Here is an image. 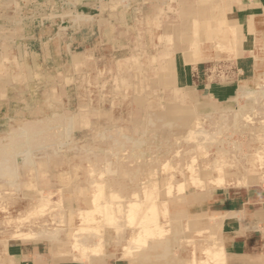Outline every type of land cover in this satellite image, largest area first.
<instances>
[{"label":"rangeland","instance_id":"374dc122","mask_svg":"<svg viewBox=\"0 0 264 264\" xmlns=\"http://www.w3.org/2000/svg\"><path fill=\"white\" fill-rule=\"evenodd\" d=\"M195 1L197 0H0V57L9 55L8 60L0 61L2 65L0 77L3 78H0L3 80V83L0 81V86L1 89L7 86L9 90V98H6L7 100L3 103L0 101V165L3 166H0V238L4 240L32 239L34 242H40L45 250L50 252L52 249L57 261L64 264H87V260L72 258L74 253L76 257L81 254L79 248L72 245L78 228H84V231L87 229L86 233L82 229L77 231V234L80 241L90 245L93 241L97 242V236L101 230L99 235L110 230L111 235L116 237L118 233H123L122 230H130L131 225L123 220L124 227L120 232H116L118 230L110 226L98 211L90 214L89 220L92 217L96 220L81 223L78 205L84 206L81 203L84 199L94 197L98 198V203H103L108 200L112 192L117 193L121 198H117L116 201L124 203L128 199L125 196H131L130 192L136 188L135 186L142 184V187L147 186V190L140 194L144 207L149 205L148 202H154L155 199L159 202L165 196L168 197L167 199L186 196L191 200L187 203L188 205H181V202L175 205L170 202L168 206L172 221L168 232L170 244L167 242V250L162 249V256L152 259V263L167 264L170 261L169 264H197L196 262L200 261L202 264L204 263L202 261L206 260L205 264L216 262L228 264L225 256L216 262L208 261L205 249L208 247L222 249L220 226L212 219L214 196L241 192L264 194V30H260L255 45L254 57L259 64L258 69L249 86L247 88L241 86L232 99L217 102L204 93L180 90L174 83L157 87L156 80L159 81L167 74L170 66H173L176 55L181 56L180 36L185 30L183 26L186 21L191 23L196 20L206 21V17L195 18V16L192 17L193 15L183 18L188 10L194 12L199 10V5ZM224 1L227 0H205L202 6L207 10L212 8L217 10V5L223 7L226 4ZM222 15L226 18V12ZM213 23L216 24L214 21ZM213 34L215 36L216 33ZM207 37L208 35L201 33L200 43L212 42L207 40ZM232 43L237 45L239 42L237 43L235 38ZM227 47L228 45L221 48H208V58L203 68L228 65L231 55L236 54V50L233 54ZM11 77L14 78L11 79ZM243 87L246 88L247 94L240 95ZM182 94L190 97L188 102L179 99ZM173 107L176 108L174 114L171 113ZM229 115H232L231 118ZM49 124L51 126H48ZM28 134L31 136L29 137ZM33 136L35 139L30 140L29 138ZM47 138H49L48 141ZM28 139L32 145L34 144L33 146ZM47 142H52L51 146ZM196 146L198 150H195ZM23 148L24 150H21ZM91 149H94V153ZM94 155L97 156L94 157ZM258 155L263 157L259 159ZM102 156H107V163L101 162ZM6 157L9 158L6 159ZM210 158L213 161L216 160L221 167L205 168ZM248 161L253 162L258 173L263 172L262 177L257 179L258 183H247L252 178L250 172L245 173L246 168L252 165V163L248 164ZM192 167L197 168L195 174L198 177V180L193 182L190 178ZM218 167L229 171L222 178V186L214 183L220 171ZM110 175L115 180L110 179ZM257 176L258 174L255 175ZM95 178L101 184L91 185ZM111 182H117L119 185L126 184L127 188L123 191L119 187L110 189ZM170 188L174 195L165 194ZM156 189L158 191H155ZM95 198L94 200L97 199ZM28 201L30 204L27 208ZM42 202L47 203L48 208ZM43 213L44 216L41 217ZM158 220L162 223L165 220L162 212L158 215ZM197 221L200 222L199 227L198 223L195 224ZM36 223H38L37 226ZM15 232L16 235L13 236ZM59 232L60 234H57ZM23 233H32L34 239L33 237L25 239ZM45 233L47 237L43 238ZM63 241L69 245L66 249L61 248ZM124 241L118 248L102 244L103 247H99L102 251L99 255L103 256L105 263L102 261L93 264H129V260L146 254L143 248L138 252L132 249L133 253H128L130 249L126 246L133 244H129L128 238Z\"/></svg>","mask_w":264,"mask_h":264},{"label":"bare ground","instance_id":"6f19581e","mask_svg":"<svg viewBox=\"0 0 264 264\" xmlns=\"http://www.w3.org/2000/svg\"><path fill=\"white\" fill-rule=\"evenodd\" d=\"M74 1V0H73ZM227 1H230V0H227ZM227 1H224V3L226 2V4L227 3H229V2H227ZM251 1V0H250ZM196 2V1H195ZM203 2H205V0H199L198 2H197V4L199 5L198 7H199V10L197 11V12H194V11H192V10H188L185 14H184V16H183V18H188V16L190 17V15H193L192 17H194L195 16V18H202V17H206V21L205 20H203V21H201V20H199V21H195V22H190L189 24H187V21H186V23H185V30H183V32H182V34H181V38H180V48H179V50L180 51H182L184 54H185V62H188V63H197V62H199V61H203V60H206L208 57L206 56V55H204V51H201L200 50V42L202 41L201 40V38H199L200 37V35H201V33H203L204 35H208V37H207V40H212V42H210L209 44H212V43H214V46H212L213 48H221V46H222V43L223 42H225V41H227V45H228V49L230 50L231 48H232V42L234 41V39L236 38L237 40H238V35H237V30H235V29H230L229 27H227V26H225V20H224V16L222 15L223 13H225V9H226V4L225 5H223V7H221L220 5H217L218 7H217V10H215V8H212V10H207V8H205V7H203L202 6V4H203ZM223 2V1H222ZM200 4H201V6H200ZM217 4V3H216ZM230 4V3H229ZM231 5V4H230ZM223 8V9H222ZM231 9V8H230ZM215 10V11H214ZM2 11V10H1ZM214 11V12H213ZM217 11V12H216ZM216 12V13H215ZM5 13H6V11H5ZM47 13V12H46ZM175 13H176V11H175ZM7 14H8V12H7ZM2 15V14H1ZM177 15V14H176ZM56 16V15H55ZM148 20V19H147ZM188 20V19H187ZM213 21L216 23V24H214L213 23ZM7 23V22H6ZM81 25V24H80ZM85 26V25H84ZM213 26H216V28H218L219 30H213ZM24 27V26H23ZM19 28V27H18ZM5 31H7L6 29H4ZM145 30V29H144ZM36 31H37V28H36ZM153 31V30H152ZM180 31V30H179ZM17 32V31H16ZM216 33L215 34V36H214V34L212 35V33ZM153 34V33H152ZM14 35V34H13ZM100 35V34H99ZM234 35V36H233ZM255 35V34H254ZM17 36V35H16ZM126 36V35H125ZM4 37V36H3ZM11 36H9V38H10ZM18 37V36H17ZM28 37V36H27ZM84 37V36H83ZM145 37V36H144ZM168 37V36H167ZM213 37H215L214 39H213ZM14 38V37H13ZM16 38V37H15ZM101 38V37H100ZM20 39V38H19ZM148 39V38H147ZM15 40V39H14ZM113 40V39H112ZM136 40V39H135ZM164 40V39H163ZM173 40V39H172ZM100 41V40H99ZM126 41V40H125ZM161 41V40H160ZM159 41V42H160ZM60 42V41H59ZM119 42H120V40H119ZM158 42V41H157ZM175 42V41H174ZM98 43V42H97ZM102 43V42H101ZM238 43V42H237ZM112 44V43H111ZM155 44V43H154ZM5 45V44H4ZM6 46H7V44H6ZM13 46V45H12ZM177 46V45H176ZM255 46V45H254ZM48 47V46H47ZM122 47V46H121ZM44 48V47H43ZM80 48V47H79ZM108 48V47H107ZM112 48H113V46H112ZM154 48V47H153ZM254 48V47H253ZM13 49V48H12ZM118 49V48H117ZM166 50V49H165ZM16 51V50H15ZM20 51V50H19ZM109 51V50H108ZM149 51V50H148ZM176 51V50H175ZM23 52V51H22ZM46 52V51H45ZM65 52V51H64ZM32 53V52H31ZM47 53V52H46ZM45 53V54H46ZM182 53V54H183ZM33 54V53H32ZM26 55V54H25ZM244 55H246V53L244 54ZM23 56V55H22ZM64 56V55H63ZM40 57V56H39ZM159 57V56H158ZM252 57V56H251ZM7 58H9V55H5V56H1L0 57V61H5V60H8ZM163 58V57H162ZM182 58H183V56H182ZM55 59V58H54ZM85 59V58H84ZM227 59H229V58H227ZM240 59V58H239ZM23 60V59H22ZM29 60V59H28ZM45 60H47V59H45ZM165 60V59H164ZM39 61V60H38ZM156 61V60H155ZM20 62V61H19ZM24 62V61H23ZM184 62V63H185ZM4 63V62H3ZM57 63V62H56ZM87 63V62H86ZM9 64H10V62H9ZM19 64V63H18ZM55 64V63H54ZM158 64V63H157ZM187 64V63H186ZM46 65V64H45ZM72 65V64H71ZM0 66H2V65H0ZM13 66V65H12ZM79 66V65H78ZM9 67V66H8ZM31 67H33V65L31 66ZM50 68V67H49ZM172 68V67H171ZM12 69V68H11ZM10 69V70H11ZM48 69V68H47ZM254 69V68H253ZM175 70V69H174ZM0 71H2V69H1V67H0ZM22 71V70H21ZM33 71V70H32ZM65 71V70H64ZM63 71V72H64ZM83 71V70H82ZM7 72H8V70H7ZM11 72V71H10ZM38 72V71H37ZM79 72V71H78ZM33 73H34V71H33ZM49 73V72H48ZM174 73V72H173ZM41 74V73H40ZM36 75V74H35ZM11 76V75H10ZM24 76H25V74H24ZM40 77H41V75H39ZM53 76V75H52ZM62 76V75H61ZM60 76V77H61ZM173 76V75H172ZM15 77V76H14ZM14 77H11V79L12 78H14ZM18 77V76H17ZM20 77V76H19ZM64 77V76H63ZM0 78H2V77H0ZM21 78V77H20ZM44 78V77H43ZM3 79V78H2ZM0 80L1 82L3 81V80ZM28 79V78H27ZM45 79V78H44ZM6 80V79H5ZM10 80V79H9ZM74 80V79H73ZM76 80V79H75ZM14 81V80H13ZM157 82L155 83V84H157V87H158V85H166L169 81H171V77L169 78V77H162L159 81L158 80H156ZM74 82V81H73ZM257 82V81H256ZM255 82V83H256ZM3 83V82H2ZM65 83V82H64ZM32 84V83H31ZM49 84V83H48ZM79 84V83H78ZM16 85V84H15ZM60 85V84H59ZM154 86V85H153ZM17 87V86H16ZM53 87H54V85H53ZM70 87V86H69ZM79 87V86H78ZM245 87V86H244ZM242 88V90L240 91V95H245V94H247V91H246V88ZM27 88V87H26ZM32 88V87H31ZM57 89V88H56ZM121 89V88H120ZM2 90L5 92V88H2ZM15 90V89H14ZM17 90V89H16ZM151 90V89H150ZM7 91H9V90H7ZM35 91V90H34ZM48 91V90H47ZM172 91V90H171ZM3 92V93H4ZM24 92V91H23ZM30 92V91H29ZM52 92V91H51ZM109 92V91H108ZM118 92V91H117ZM34 93V92H33ZM63 93V92H62ZM100 93H102V92H100ZM12 94V93H11ZM11 94H10V96H11ZM14 94H15V92H14ZM35 94V93H34ZM65 94H66V92H65ZM250 94V93H249ZM6 95V94H5ZM37 95V94H36ZM39 95V94H38ZM9 96V95H8ZM35 96V95H34ZM64 96V95H63ZM97 96V95H96ZM173 96V95H172ZM12 97V96H11ZM10 97V98H11ZM16 97V96H15ZM69 97V96H68ZM161 97V96H160ZM164 97V96H163ZM254 97V99H255V96H253ZM14 98V97H13ZM23 98V97H22ZM188 98H190V97H187V95H185V94H182V95H180V97H179V99L181 100V101H187L188 100ZM248 98V97H247ZM257 98V97H256ZM261 98V97H260ZM38 99V98H37ZM53 99V98H52ZM65 99V98H64ZM150 99V98H149ZM173 99V98H172ZM35 100V99H34ZM62 100H63V98H62ZM69 100V99H68ZM67 100V101H68ZM165 100V99H164ZM252 100H253V98H252ZM189 101V100H188ZM187 101V102H188ZM246 101V100H245ZM255 101V100H254ZM258 101V100H257ZM35 102V101H34ZM39 102V101H38ZM37 102V103H38ZM52 102H54V101H52ZM250 102V101H249ZM47 103V102H46ZM33 104V103H32ZM60 104V103H59ZM124 104V103H123ZM3 105V104H2ZM75 105V104H74ZM125 105V104H124ZM251 105V104H250ZM50 106V105H49ZM61 106V105H60ZM88 106V105H87ZM107 106V105H106ZM164 106V105H163ZM162 106V107H163ZM254 106V105H253ZM2 107V106H1ZM57 106H55V108H56ZM75 107H76V105H75ZM78 107V106H77ZM98 107V106H97ZM249 107V106H248ZM58 108V107H57ZM64 108V107H63ZM69 108H70V106H69ZM126 108V107H125ZM124 108V109H125ZM138 108V107H137ZM255 108V107H254ZM258 108H259V106H258ZM51 109V108H50ZM54 109V108H53ZM62 109V108H61ZM67 109V108H66ZM100 109V108H99ZM116 109V108H115ZM122 109H123V107H122ZM174 109H176V108H174L173 107V109H172V111H171V113L172 114H174L175 113V111L176 110H174ZM250 109V108H249ZM249 109H247V110H249ZM10 110V109H9ZM68 110V109H67ZM244 110H246V109H244ZM256 110V109H255ZM76 111V110H75ZM109 111V110H108ZM120 111V110H119ZM123 111V110H122ZM229 111V110H228ZM258 112H259V110H257ZM57 112H58V110H57ZM117 112V111H116ZM125 112V111H124ZM230 112V111H229ZM242 112V111H241ZM70 113H72V112H70ZM69 113V114H70ZM146 113V112H145ZM226 113H227V111H226ZM237 113V112H236ZM262 113H263V111H262ZM66 114V113H65ZM212 114V113H211ZM225 114V113H224ZM245 114H247V113H245ZM257 114V113H256ZM255 114V115H256ZM146 115H148V113L146 114ZM213 115V114H212ZM223 115V114H222ZM240 115V114H239ZM241 115H243V114H241ZM240 115V116H241ZM64 116V115H63ZM74 116V115H73ZM114 116V115H113ZM200 116H202L203 117V115H200ZM230 116V115H229ZM229 116H227V117H229ZM232 116V115H231ZM231 116H230V118H231ZM247 116V115H246ZM258 116V115H257ZM199 117V116H198ZM253 116H251V118H252ZM36 118V117H35ZM69 118V117H68ZM149 118V117H148ZM224 118V117H223ZM230 118H229V120H230ZM237 118H239V117H237ZM236 118V119H237ZM245 118H247V117H245ZM255 118V117H254ZM253 118V119H254ZM260 118H261V116H260ZM37 119V118H36ZM41 119V118H40ZM44 119V118H43ZM111 119V118H110ZM225 119V118H224ZM228 119V118H227ZM264 119V118H263ZM63 120H64V118H63ZM120 120V119H119ZM130 120V119H129ZM202 120V119H201ZM232 120V119H231ZM256 120V119H255ZM25 122V121H24ZM32 122V121H31ZM261 122V121H260ZM16 123V122H15ZM18 123V122H17ZM149 123V122H148ZM231 122H229V124H230ZM247 123H248V121H247ZM253 123V122H252ZM259 123V122H258ZM14 124V123H13ZM33 124V123H32ZM117 124V123H116ZM211 124V123H210ZM209 124V125H210ZM255 124H257V123H255ZM264 124V123H263ZM31 125V124H30ZM57 125V124H56ZM125 125V124H124ZM151 125V124H150ZM221 125V124H220ZM234 125V124H233ZM236 125V124H235ZM234 125V126H235ZM252 125V124H251ZM23 126V125H22ZM34 125H32V127H33ZM36 126V125H35ZM47 126V125H46ZM48 126H51L50 124L48 125ZM55 126V125H54ZM128 126V125H127ZM204 126V125H203ZM19 127V126H18ZM31 127V126H30ZM31 127V128H32ZM42 127H43V125H42ZM52 127H53V125H52ZM118 127V126H117ZM211 127V126H210ZM231 127V126H230ZM233 127V126H232ZM256 127H258V126H256ZM35 128H37V127H35ZM44 128V127H43ZM46 128V127H45ZM206 128V127H205ZM262 128V127H261ZM16 129V128H15ZM33 130H34V127L32 128ZM38 129H40V128H38ZM110 129V128H109ZM129 129V128H128ZM196 129V128H195ZM198 129V128H197ZM254 129V128H253ZM29 130V129H28ZM27 130V131H28ZM54 130V132H55V128L53 129ZM61 130V129H60ZM130 130H132V129H130ZM199 130V129H198ZM14 131H16V130H14ZM13 131V132H14ZM20 131H22V129L20 130ZM40 131V130H39ZM42 131V130H41ZM59 131V130H58ZM146 131H148V129L146 130ZM153 131V130H152ZM32 132V131H31ZM107 132V131H106ZM117 132V131H116ZM201 132V131H200ZM232 132V131H231ZM28 133V132H27ZM35 133V132H34ZM56 133V132H55ZM203 133V132H202ZM201 133V134H202ZM249 133V132H248ZM47 133H45V135H46ZM200 134V133H199ZM200 134V135H201ZM14 135V134H13ZM50 135H52V134H50ZM57 135V134H56ZM65 135V134H64ZM103 135V134H102ZM101 135V136H102ZM125 135H128V134H125ZM176 135V134H175ZM203 135V134H202ZM28 136L30 137L31 136V134H28ZM36 136V135H35ZM37 136H39V135H37ZM43 136V135H42ZM66 136V135H65ZM131 136V135H130ZM151 136H153V134L151 135ZM155 136V135H154ZM179 136V135H178ZM183 136V135H182ZM18 137H22V136H18ZM40 137V136H39ZM48 137V136H47ZM50 137V136H49ZM52 138L51 139H53V136H51ZM55 137V136H54ZM129 137V136H128ZM168 137V136H167ZM173 137H174V135H173ZM173 137H172V139H173ZM14 138H16V137H14ZM34 138V136L33 137H31V138H29L30 140L31 139H33ZM45 138V137H44ZM65 138V137H64ZM104 138V137H103ZM102 138V139H103ZM113 138V137H112ZM143 138V137H142ZM215 138V137H214ZM5 139H7V138H5ZM18 139V138H17ZM28 139V140H29ZM35 139V138H34ZM37 139V138H36ZM40 139H41V137H40ZM43 139V138H42ZM48 139L49 138H47V141H48ZM54 139H56V138H54ZM62 139H63V137H62ZM205 139H207V138H205ZM11 140V139H10ZM9 140V141H10ZM19 140H21V139H19ZM29 140V141H30ZM60 140V139H59ZM16 141V140H15ZM41 141V140H40ZM55 141V140H54ZM109 141V140H108ZM150 141V140H149ZM152 141H153V139H152ZM13 142V141H12ZM17 142V141H16ZM31 142V141H30ZM42 142V141H41ZM98 142V141H97ZM105 142V141H104ZM158 142V141H157ZM172 142V141H171ZM170 141H169V143H171ZM204 142V141H203ZM202 142V143H203ZM210 142V141H209ZM255 142V141H254ZM9 143V142H8ZM48 143V142H47ZM52 143V142H51ZM50 142L48 143L49 145L51 144ZM99 143V142H98ZM107 143V142H106ZM118 143V142H117ZM142 143V142H141ZM145 143V142H144ZM166 143H168L167 141H166ZM173 143V142H172ZM181 143H182V141H181ZM186 144H187V142H185ZM198 143H200V142H198ZM211 143V142H210ZM37 144H39V143H37ZM36 144V145H37ZM56 144V143H55ZM61 144V143H60ZM88 144V143H87ZM102 144V143H101ZM147 144V143H146ZM159 144V143H158ZM185 144V145H186ZM195 144V143H194ZM207 144V143H206ZM214 144V143H213ZM9 145V144H8ZM25 145V144H24ZM28 145V144H27ZM31 146H33L32 145V142H31V144H30ZM52 145H54V144H52ZM89 145H90V143H89ZM91 145H93V144H91ZM121 145V144H120ZM168 145V144H167ZM171 145V144H170ZM209 145V144H208ZM26 146V145H25ZM31 146H28V147H31ZM38 146V145H37ZM43 146V145H42ZM44 146H45V144H44ZM51 146V145H50ZM99 146V145H98ZM124 146V145H123ZM147 146H148V144H147ZM171 146H173V145H171ZM198 146V145H197ZM197 146H196V148H195V150L197 149ZM204 146V145H203ZM221 146V145H220ZM45 147H47V146H45ZM49 147V146H48ZM101 147V146H100ZM104 147V146H103ZM51 148V147H50ZM49 148V149H50ZM53 148H55V147H53ZM93 148V147H92ZM123 148V147H122ZM130 148H131V146H130ZM144 148V147H143ZM142 148V149H143ZM171 148V147H170ZM203 148H205V146L203 147ZM202 148V149H203ZM223 148V147H222ZM224 148H225V145H224ZM230 148V147H229ZM258 148V147H257ZM35 149V148H34ZM33 149V150H34ZM37 149V148H36ZM56 149V148H55ZM128 149V148H127ZM159 149V148H158ZM158 149H156L157 151H158ZM162 149H163V147H162ZM255 149V148H254ZM258 149H260V148H258ZM9 150H11V148L9 149ZM21 150H24V148L23 149H21ZM27 150V149H26ZM32 150V149H31ZM31 150H29V151H31ZM41 150V149H40ZM57 150V149H56ZM92 150V149H91ZM94 150V149H93ZM93 150H92V152H93ZM101 150V149H100ZM168 150V149H167ZM184 150V149H183ZM198 150V149H197ZM221 150V149H220ZM250 150V149H249ZM37 151H39V150H37ZM42 151V150H41ZM97 151V150H96ZM103 151V150H102ZM145 151H147V150H145ZM186 151V150H185ZM209 151V150H208ZM223 151V150H222ZM230 151V150H229ZM255 151V150H254ZM43 152V151H42ZM55 152V151H54ZM54 152H52V153H54ZM57 152V151H56ZM130 152V151H129ZM181 152V151H180ZM13 153V152H12ZM14 153H16V152H14ZM41 153V152H40ZM94 153V152H93ZM97 153V152H96ZM133 153V152H132ZM193 153V152H192ZM214 153V152H213ZM236 153V152H235ZM254 153H256V152H254ZM1 154V153H0ZM18 154V153H17ZM22 155H23V152L21 153ZM25 154H26V152H25ZM33 154V153H32ZM38 154V153H37ZM45 154H46V152H45ZM123 154H124V152H123ZM129 154V153H128ZM127 154V155H128ZM150 154H152V153H150ZM154 154H155V152H154ZM194 154H196V153H194ZM223 154H225V153H223ZM232 154H233V151H232ZM240 154V153H239ZM261 154V153H260ZM4 155V154H3ZM2 155V156H3ZM27 155H30V154H27ZM76 155V154H75ZM78 155V154H77ZM109 155V154H108ZM111 155V154H110ZM115 155V154H114ZM117 155V154H116ZM125 155V154H124ZM123 155V156H124ZM176 155V154H175ZM181 155H182V153L180 154V157H181ZM197 155V154H196ZM195 155V156H196ZM209 155H210V153H209ZM209 155H207L208 157H209ZM235 155H237V154H235ZM46 156V155H45ZM80 156H81V154H80ZM95 156H97V155H94V157ZM121 156V155H120ZM138 156V155H137ZM188 156H190V155H188ZM193 157H194V155H192ZM224 156V155H223ZM231 156V155H230ZM238 156V155H237ZM242 156H243V154H242ZM259 156V155H258ZM1 157V156H0ZM20 157V156H19ZM47 157V156H46ZM93 157V158H94ZM100 156H98V158H99ZM106 157L107 156H102L101 157V162H103V164L104 163H107L108 162V160H106ZM134 157V156H133ZM179 157V158H180ZM219 157V156H218ZM228 157V156H227ZM260 157H263V156H259V159H260ZM7 158H9V157H6V159ZM21 158H23V157H21ZM28 158V157H27ZM35 158V157H34ZM48 158V157H47ZM83 158H85V157H83ZM86 158H88V157H86ZM90 158V157H89ZM92 158V157H91ZM97 158V159H98ZM109 158H111V157H109ZM124 158V157H123ZM128 158V157H127ZM148 158V157H147ZM212 158V157H211ZM211 158H210V161H208L206 164H205V168H209V167H211V168H215V166L217 167V166H220L221 167V165H218V162L216 161V160H211ZM216 158V157H215ZM229 158V157H228ZM234 158V157H233ZM30 159H31V157H30ZM33 159V158H32ZM199 159V158H198ZM219 159H220V157H219ZM230 159V158H229ZM235 159V158H234ZM251 159V158H250ZM12 160H14L13 158H12ZM12 160H9V161H12ZM27 160V159H26ZM34 160V159H33ZM92 160V159H91ZM133 160V159H132ZM153 160V159H152ZM176 160V159H175ZM187 160H188V158H187ZM190 160V159H189ZM195 160V159H194ZM245 160V159H244ZM2 161H3V159H2ZM5 161V160H4ZM125 161V160H124ZM145 161V160H144ZM159 161V160H158ZM165 161V160H164ZM181 161V160H180ZM182 161H183V159H182ZM197 161V160H196ZM236 161V160H235ZM234 161V162H235ZM240 161V160H239ZM253 161V160H252ZM8 162V161H7ZM14 162V161H13ZM13 162H11L12 163V166H13ZM23 162H24V159H23ZM41 162V161H40ZM48 162V161H47ZM98 162V161H97ZM100 162V161H99ZM100 162V164H102ZM128 162V161H127ZM176 161H174V163H175ZM186 162V161H185ZM188 162H190V161H187L186 163H188ZM22 163V162H21ZM25 163V162H24ZM39 163V162H38ZM171 163V162H170ZM193 163V162H192ZM191 163V164H192ZM195 163V162H194ZM227 163V162H226ZM228 163H229V161H228ZM227 163V165H229ZM230 163H232V162H230ZM239 163V162H238ZM250 163H252V165L250 166V168H246V170H245V173H248V172H250L251 173V175H252V178L249 180V181H247V183H258V181H257V179L258 178H261L262 177V174H263V172H262V174H260V172L258 173L256 170H255V165H253V162H249L248 161V164H250ZM2 164V163H1ZM6 164V163H5ZM8 164V163H7ZM88 164V163H87ZM93 164V163H92ZM94 164H96L97 165V163H94ZM99 164V163H98ZM143 164V163H142ZM172 164H173V162H172ZM185 164V163H184ZM3 165H4V162H3ZM21 165V164H20ZM27 165V164H26ZM96 165H94V166H96ZM203 165H204V162H203ZM232 165V164H231ZM238 165V164H237ZM245 165V164H244ZM0 166H2V165H0ZM91 166V165H90ZM105 166V165H104ZM109 166V165H108ZM111 166V165H110ZM109 166V167H110ZM175 166V165H174ZM182 166V165H181ZM188 166V165H187ZM196 165H194V167H195ZM260 166H262V165H260ZM3 167V166H2ZM6 167V166H5ZM7 167H9V166H7ZM6 167V168H7ZM11 167V166H10ZM32 167H33V165H32ZM84 167V166H83ZM142 167H144V166H142ZM194 167H192V170H191V180H192V182L193 181H196V180H198V177H197V174H195L197 171H196V169H194ZM220 167H218L219 169H220ZM223 167V166H222ZM232 167V166H231ZM5 168V169H6ZM35 168V167H34ZM49 168V167H48ZM93 168H95V167H93ZM101 168H102V166H101ZM105 168V167H104ZM119 168V167H118ZM117 168V169H118ZM134 168V167H133ZM133 168H130V169H133ZM140 168H141V165H140ZM210 168V169H211ZM237 168V167H236ZM10 169V168H9ZM124 169V168H123ZM2 171H3V169H2ZM8 171V170H7ZM35 171V170H34ZM97 171V170H96ZM118 171V170H117ZM124 172L126 171L125 169L123 170ZM128 171H131V170H128ZM204 172H205V170H203ZM16 172H17V170H16ZM82 172V171H81ZM85 172H86V170H85ZM112 172V171H111ZM151 172V171H150ZM186 172V171H185ZM208 172V171H207ZM211 172H212V170H211ZM210 171L208 172V173H211ZM229 171H226L225 170V168H221L220 169V171H219V173H218V175H217V177H216V179L214 180V183L216 184V185H220V186H222V183H221V181H222V178H223V176L226 174V173H228ZM234 172V171H233ZM4 173V172H3ZM8 173V172H7ZM89 173H91V172H89ZM93 173V172H92ZM115 173V172H114ZM203 172H201V174H202ZM116 174V173H115ZM125 174V173H124ZM129 174V173H128ZM256 174H258V176L257 177H255V175ZM5 175V174H4ZM36 175V174H35ZM204 175H206V173H204ZM213 175H214V173H213ZM212 175V176H213ZM37 176H38V174H37ZM70 176V175H69ZM82 176H84V175H82ZM88 176V175H87ZM87 176H86V178H87ZM156 176H157V172H156ZM208 176V175H207ZM211 176V177H212ZM47 177H49V176H47ZM78 177V176H77ZM80 177V176H79ZM110 179H113L114 177L113 176H111L110 175ZM113 177V178H112ZM203 177V176H202ZM214 177V176H213ZM70 178V177H69ZM72 178V177H71ZM101 178H102V176H101ZM127 178V177H126ZM131 178H133V177H131ZM142 178V177H141ZM189 178V179H190ZM204 178V177H203ZM8 179H9V177H8ZM11 179V178H10ZM18 179V178H17ZM28 179V178H27ZM38 179V178H37ZM89 179H90V175H89ZM113 180H115V179H113ZM112 180V181H113ZM119 180V179H118ZM121 180V179H120ZM140 180V179H139ZM207 180V179H206ZM6 181V180H5ZM8 181V180H7ZM16 182H17V180H15ZM14 181V182H15ZM35 181H37V180H35ZM42 181V180H41ZM100 181H102V180H100ZM71 182V181H70ZM83 182H84V180H83ZM109 182V181H108ZM139 182V181H138ZM18 183V182H17ZM25 183V182H24ZM73 183V182H72ZM90 183V182H89ZM112 183V182H111ZM14 184V183H13ZM37 184V183H36ZM47 184V183H46ZM91 185H99V184H101V182L99 183V181L95 178V180H92V182L90 183ZM89 184V185H90ZM116 184V185H115ZM118 184V185H117ZM121 184V183H120ZM169 184V183H168ZM174 184H175V182H174ZM173 184V185H174ZM81 185V184H80ZM111 186H110V189L111 188H113V187H119L122 191H123V189L124 188H127V185L126 184H121V185H119V183H117V182H113L112 184H110ZM180 185L182 186H184V184H182V183H180ZM248 185V184H247ZM253 185V184H252ZM31 186V185H30ZM37 186V185H36ZM48 186V185H47ZM59 187V186H58ZM72 187V186H71ZM74 187V186H73ZM72 187V188H73ZM89 187V186H88ZM136 188H134V190L133 191H131L130 193H131V196L130 195H127V196H125V198H128L127 199V201L125 202L124 201V203H123V201L121 202V201H116L117 200V198H119V199H121L118 195H117V193H114V192H112V194H110V197L108 198V200H106L105 202L103 201V203H98V198L96 199L95 197V199L96 200H94V198H87V199H84L83 200V202H81L84 206H81L80 204L78 205V216L80 217V219H81V223H90L91 222V220L92 221H94V220H96V218L95 219H93V217H92V219L91 220H89L90 219V214H92V212L93 211H98V212H100V214H102V217H104V219H106V221L108 222V224L110 225V226H114L115 227V229L116 230H118V231H116V232H120L121 230H122V228L124 227L123 226V220L126 222V221H128L127 223H130V225H131V227H130V230L128 229V230H122L123 231V233L121 232V233H118V235L115 237V236H113V235H111V231L109 230V231H107V233L105 232L104 234H100L99 235V233L102 231H100L99 233H98V236H97V238H95V239H97V242H94L93 240V242H92V244H90V242H89V244L90 245H88V244H86V243H84V242H82V241H80V239H78V237H79V234H77V231H79V230H82V231H84V228H78L77 230H76V233H75V235H76V239H75V241H74V244H72L75 248H79L78 250H80V256H78V257H76V256H74L76 253H74V255H73V257L72 258H74V259H76V260H78V259H80V260H87L86 262H87V264H93L94 262H104V258H103V256L102 255H99V254H101L100 252H102V251H100V246H102V244H106L107 246H109V245H111V246H114L115 248H118V246H120V245H122L125 241L124 240H127V238L129 239V244H133L132 246H130L129 245V247H127L126 246V248H128V249H130V251H127L128 253H133L132 252V249H135L136 250V252H138V250H142V248L144 249V252L146 253L144 256H140V257H138V258H140V259H138V258H134V259H132L131 257V259L132 260H129V264H154V262L152 263V259H155V257H161L162 256V254H161V251H162V249L164 250V251H166L167 250V248H168V246H167V242L169 243V237H168V232H169V225L170 224H172V221H171V219H170V217H171V214H170V207H168L169 206V204H170V202H172L173 204H178L179 205V203L181 202V205L183 204V205H188L187 203L188 202H191V200H190V198H187L186 196H182V198H169V199H167L166 198V196H165V198H162V199H160L159 200V202L158 201H156V199H155V201L153 202V201H150V202H148V206L147 207H144V206H142V204H143V201L141 200V196H140V194L143 192L144 193V190L146 189L147 190V186H145V187H142V184H139V185H137V186H135ZM150 187V186H149ZM154 187V186H153ZM152 187V188H153ZM34 188V187H33ZM54 188V187H53ZM56 188H57V186H56ZM65 188V187H64ZM75 188V187H74ZM84 188V187H83ZM93 188V187H92ZM91 188V189H92ZM96 188H97V186H96ZM152 188H149V189H152ZM36 189V188H35ZM59 189V188H58ZM116 189V188H115ZM114 189V190H115ZM162 189V188H161ZM183 189V188H182ZM181 189V190H182ZM32 190H34V189H32ZM40 190V189H39ZM61 190V189H60ZM72 190V189H71ZM95 190V189H94ZM117 190V189H116ZM175 190V189H174ZM41 191V190H40ZM44 191V190H43ZM51 191H52V189H51ZM55 191V190H54ZM81 191V190H80ZM100 191V190H99ZM149 191V190H148ZM155 191H158L157 189L155 190ZM171 188L170 189H168V191H167V193H165L166 195L168 194H173V193H171ZM46 192H48V191H46ZM97 192V191H96ZM127 192V191H126ZM151 192V191H150ZM33 193H34V191H33ZM60 193V192H59ZM72 193V192H71ZM106 193V192H105ZM111 193V192H110ZM142 193V194H143ZM44 194V193H43ZM53 195H54V193H52ZM98 194H99V192H98ZM116 194V195H115ZM156 194V193H155ZM36 195V194H35ZM35 195H33V196H35ZM73 195V194H72ZM103 195V194H102ZM123 195V194H122ZM174 195V194H173ZM32 196V197H33ZM101 196V195H100ZM162 196H163V194H162ZM177 196V195H176ZM60 197V196H59ZM75 197H77V196H75ZM103 197V196H102ZM133 197V198H132ZM31 198V197H30ZM29 198V199H30ZM152 198V197H151ZM25 199V198H24ZM37 199V198H36ZM60 199V198H59ZM102 199V198H101ZM144 199V198H143ZM154 199V198H153ZM152 199V200H153ZM40 200V199H39ZM39 200H37L38 202H39ZM41 200H44V199H41ZM49 200V199H48ZM57 200V199H56ZM74 200V199H73ZM30 201V200H29ZM27 202V208L29 207V204H30V202ZM58 201V200H57ZM184 201V202H183ZM41 202V201H40ZM50 202H51V200H50ZM60 202V201H59ZM183 202V203H182ZM147 203V202H146ZM42 204H45V202L43 203L42 202ZM47 204V203H46ZM46 204H45V206H46ZM63 204V203H62ZM50 205H51V203H50ZM147 205V204H146ZM31 206V205H30ZM38 206V205H37ZM52 206V205H51ZM41 207V206H40ZM47 207V206H46ZM55 207V206H54ZM57 207V206H56ZM59 207V206H58ZM144 207V208H143ZM48 208V207H47ZM36 209V208H35ZM34 209V210H35ZM38 209H40V208H38ZM37 209V210H38ZM56 209V208H55ZM61 209V208H60ZM73 209V208H72ZM76 209V208H75ZM74 209V210H75ZM31 210V209H30ZM36 210V211H37ZM43 210H46V209H44L43 208ZM31 211H33V210H31ZM39 211H42V209H40ZM209 211V210H208ZM226 211H228V210H226ZM56 212H58V211H56ZM163 213L164 214V221H163V223L161 222V221H159L158 220V215L160 214V213ZM61 213V212H60ZM63 213H64V211H63ZM68 213V212H67ZM76 213V212H75ZM97 213V212H96ZM27 214V213H26ZM42 214V213H41ZM41 214H38L39 216L41 215ZM59 214V213H58ZM77 214V213H76ZM75 214V215H76ZM33 215V214H32ZM66 215V214H65ZM25 216V215H24ZM31 215H29V217H30ZM37 216V215H36ZM36 216H34V217H36ZM39 216H37L38 218H40L41 219V217L42 216H44V213H43V215H41V217H39ZM47 216V215H46ZM197 216V215H196ZM67 217H68V215H67ZM70 217V216H69ZM75 217V216H74ZM238 217V216H237ZM58 218V217H57ZM54 219H55V217H54ZM76 219V218H75ZM103 219V218H102ZM212 219H214L217 223H219V221H218V219H217V217H215V216H213V218ZM49 221L48 219H45V221ZM63 220V219H62ZM77 220V219H76ZM202 220V219H201ZM200 220V221H201ZM50 221H51V219H50ZM75 221V220H74ZM136 221V222H135ZM187 221V220H186ZM199 221V220H198ZM195 222V224L197 225V223H198V227L200 226V222ZM1 222H3V221H1ZM38 222V221H37ZM40 222V221H39ZM67 222H68V220H67ZM125 222H124V224H125ZM243 222V221H242ZM19 223V222H18ZM31 223V222H30ZM33 223H35V222H33ZM47 223H49V222H47ZM51 223V222H50ZM53 223V222H52ZM60 223V222H59ZM65 223V222H64ZM96 223V222H95ZM194 223V222H193ZM206 223V222H205ZM5 224H6V222H5ZM11 224V223H10ZM54 224V223H53ZM56 224V223H55ZM66 224V223H65ZM69 224V223H68ZM104 224V223H103ZM121 224V225H120ZM243 224H244V222H243ZM27 225V224H26ZM32 225V224H31ZM38 225V223H36V226ZM48 225V224H47ZM46 225V226H47ZM50 225V224H49ZM67 225V224H66ZM93 225V224H92ZM242 225V224H241ZM7 226V225H6ZM15 226V225H14ZM24 226V225H23ZM35 226V225H34ZM62 226V225H61ZM89 226V225H88ZM129 226V225H128ZM3 227H4V224H3ZM9 227V226H8ZM16 227V226H15ZM93 227V226H92ZM126 227H127V225H126ZM138 227V228H137ZM86 228V227H85ZM5 229V228H4ZM12 229V228H11ZM64 229V228H63ZM67 229V228H66ZM89 229V228H88ZM58 230H60V229H58ZM98 230V229H97ZM15 231V230H14ZM19 231V230H18ZM63 231H66V230H63ZM62 231V232H63ZM68 231V230H67ZM86 231H87V229L84 231V233H86ZM91 231V230H90ZM89 231V232H90ZM92 231H94V230H92ZM104 231H105V229H104ZM11 232H12V230H11ZM10 232V233H11ZM89 232H87V233H89ZM96 232V231H95ZM3 233V232H2ZM83 233V234H84ZM94 233V232H93ZM1 234V233H0ZM54 234V233H53ZM57 234H60V232L59 233H57ZM63 235H64V233H62ZM95 234H97V233H95ZM107 234V235H106ZM7 235V234H6ZM14 235H16V232L13 234V236ZM20 235H21V233H20ZM55 236H56V234H54ZM87 234H85V236H86ZM22 236V235H21ZM45 236L47 237V235H46V233H45V235H44V237L43 238H45ZM52 236V235H51ZM67 236H69V234H67ZM80 236H82V234L80 235ZM5 237V236H4ZM23 237L25 238V239H30L29 237H33V234L32 233H23ZM39 237V236H38ZM53 237V236H52ZM58 237V236H57ZM66 237V236H65ZM89 237V236H88ZM43 238H41V239H43ZM59 238H60V235H59ZM80 238V237H79ZM93 237H91V239H92ZM33 239H34V237H33ZM39 239H40V237H39ZM47 239V238H46ZM61 239V238H60ZM31 241H32V239H30ZM44 240V239H43ZM90 240V239H89ZM88 240V241H89ZM69 241V240H68ZM71 241V240H70ZM86 241V240H85ZM161 241H163V242H161ZM183 241V240H182ZM52 242V241H51ZM55 242V241H54ZM165 242V243H164ZM68 243L67 242H64L63 241V245H62V247L61 248H64V249H66L67 248V246H69V245H67ZM170 244V243H169ZM172 246V245H171ZM72 247V246H71ZM103 247V246H102ZM198 247V246H197ZM145 248H147L146 250H145ZM181 249V248H180ZM55 251H56V249H54ZM68 250V249H67ZM73 250H75V249H73ZM104 252V251H103ZM106 252V251H105ZM54 253V252H53ZM60 253V252H59ZM65 253V252H64ZM205 253H206V255H207V257H208V261L209 260H212V261H219L220 260V258L221 257H223V256H225V253H224V250H223V248L222 249H219V248H210V247H208V248H206L205 249ZM66 254V253H65ZM122 254V253H121ZM137 254V253H136ZM175 254V253H174ZM61 255V254H60ZM71 255H72V253H71ZM139 255V254H138ZM62 256V255H61ZM64 256V255H63ZM66 256H68V255H66ZM65 256V257H66ZM116 256V255H115ZM131 256V255H130ZM134 257V256H133ZM189 257V256H188ZM59 258V257H58ZM116 258V257H115ZM127 258H129V257H127ZM171 258V257H170ZM96 259V260H95ZM174 259V258H173ZM177 259H178V257H177ZM178 261V260H177ZM196 261H197V259H196ZM57 262V261H56ZM125 262V261H124ZM199 262V263H198ZM202 262H204V263H202V264H205L206 263V260L205 261H202ZM84 263V262H83ZM105 263V262H104ZM170 263V261L167 263V264H169ZM179 263V262H178ZM197 264H201L200 263V261H197L196 262ZM217 264H223V263H218V262H216ZM215 263V264H216ZM225 263V262H224ZM117 264V263H116ZM166 264V263H165Z\"/></svg>","mask_w":264,"mask_h":264},{"label":"crops","instance_id":"0c3cea01","mask_svg":"<svg viewBox=\"0 0 264 264\" xmlns=\"http://www.w3.org/2000/svg\"><path fill=\"white\" fill-rule=\"evenodd\" d=\"M230 4L227 3L224 10L225 26L237 30L239 43L232 44L230 51L234 54L236 50V54L231 55L229 64L203 68L205 60L185 62V54L179 50L181 56L174 57L173 66L163 76L171 77L166 85L174 83L180 90L204 93L217 102L228 101L238 93L241 86H249L259 65L254 57V45L260 30H264V0H232ZM213 30L219 29L213 26ZM199 45L207 56V49L213 48L214 43ZM226 45L227 41L221 47ZM5 89L3 93L0 86L2 103L9 98L7 86ZM226 194L213 197L212 213L219 221L220 245L228 264H264V194ZM53 254L52 249L50 252L45 250L37 241L0 238V264H64L57 261Z\"/></svg>","mask_w":264,"mask_h":264}]
</instances>
